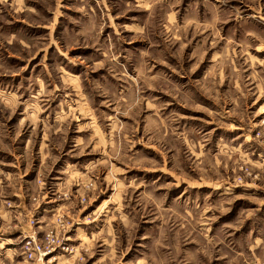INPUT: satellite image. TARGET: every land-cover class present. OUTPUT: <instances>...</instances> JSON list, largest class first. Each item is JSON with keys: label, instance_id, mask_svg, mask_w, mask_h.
<instances>
[{"label": "rangeland", "instance_id": "374dc122", "mask_svg": "<svg viewBox=\"0 0 264 264\" xmlns=\"http://www.w3.org/2000/svg\"><path fill=\"white\" fill-rule=\"evenodd\" d=\"M57 217L51 264H264V0H0V264Z\"/></svg>", "mask_w": 264, "mask_h": 264}, {"label": "built area", "instance_id": "2783aa9c", "mask_svg": "<svg viewBox=\"0 0 264 264\" xmlns=\"http://www.w3.org/2000/svg\"><path fill=\"white\" fill-rule=\"evenodd\" d=\"M57 228L55 231H49L39 238L36 232L25 237V242L22 246V254L28 261L51 264L53 254L60 248H64L60 232L66 228V224L61 217H57ZM47 261V262H46Z\"/></svg>", "mask_w": 264, "mask_h": 264}, {"label": "crops", "instance_id": "0c3cea01", "mask_svg": "<svg viewBox=\"0 0 264 264\" xmlns=\"http://www.w3.org/2000/svg\"><path fill=\"white\" fill-rule=\"evenodd\" d=\"M259 7H260L259 10H260L262 6L259 4ZM209 9H210V6H209ZM211 10H213V7L211 8ZM261 10H262V9H261ZM213 12H215V11H213ZM17 237H18V236H17ZM0 238H1V236H0Z\"/></svg>", "mask_w": 264, "mask_h": 264}]
</instances>
